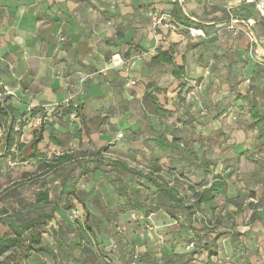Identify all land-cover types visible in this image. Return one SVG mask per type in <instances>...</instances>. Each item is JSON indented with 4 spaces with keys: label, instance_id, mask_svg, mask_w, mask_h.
Instances as JSON below:
<instances>
[{
    "label": "crops",
    "instance_id": "crops-1",
    "mask_svg": "<svg viewBox=\"0 0 264 264\" xmlns=\"http://www.w3.org/2000/svg\"><path fill=\"white\" fill-rule=\"evenodd\" d=\"M156 1L0 0V92L4 93L2 108L7 112V117L3 118L0 127V164L12 165L17 160L12 157L17 154L16 146L9 150L4 146V126L13 123V129L17 130V127L19 129L20 121L26 120L30 110L41 109L21 126L20 135H15L14 139L17 144H27L31 141L34 133L40 130L42 121L47 120L46 123L54 122L53 126L46 127L52 130L61 144L57 146L45 139L44 145L49 143L53 148L60 150L76 148L82 137L79 132L80 128L83 129L80 118L72 120L69 125L64 121L55 123L56 110L61 105L74 104L84 109L86 113L92 110L97 113L96 115L101 114V119L106 118L110 124L118 122L114 104L117 107L120 103L124 105L142 99L146 91L145 84L149 82V79L142 82L144 80L142 75L148 72L150 76V71L154 72L158 66L151 64V59L159 50H169L173 46L174 62L177 65H184V81L187 82L185 90L189 89L183 92L184 100L179 102L183 108L178 110L183 109L195 114L194 130L197 134L201 132L205 135V131L211 132L212 128L221 129L226 134L224 141L226 147L218 150L219 153L214 157L216 167L218 170L221 169L223 177L230 184L228 197L235 199L236 202V198L248 202L251 210L250 214L244 217L245 220H249L251 212L256 213L257 219L245 222L241 230H253L252 234L260 242L258 255H262L264 158L258 156L261 164L247 159V156L257 158L256 130L245 131L239 128L241 127L239 125L249 121L250 117L247 111L242 110H247V103L236 97L237 95L259 97L264 88V17H259L251 6L243 5L241 0H178L185 15L201 25L198 30L203 36L198 37L196 43H192L193 40L184 41L183 46H179L183 51L179 52L180 58L177 59L179 47L174 45L175 40L172 39L174 33L162 36L167 33L165 26L158 28V25L151 23L148 18V10H152ZM173 1L175 0H160L158 7L167 9L169 13ZM228 8L235 16L255 19V24L248 27V33L229 37L226 43L221 44L219 41L224 37H220L221 32L215 35L217 31L215 24L221 21L217 15L224 12L226 18L228 17L230 13ZM250 31L255 41L252 40ZM208 41H215L221 46H212L207 43ZM189 43L194 45L189 46ZM255 52L260 53V56L254 54ZM116 56L121 60L123 58L124 64H112L111 61ZM162 66L170 68L168 76L165 77L167 80L165 88L169 89L171 94L169 105L165 107L175 110L180 80L171 75V65ZM217 66L224 70L221 76L215 78L213 69ZM164 71L167 72L165 68ZM194 78L206 83L203 90L213 84L220 89L217 92L216 88L212 95L210 100L212 107H206V103L210 105L206 91L196 89V95L191 96L193 87H189V83L195 82ZM246 78L249 82L245 81ZM161 79L162 77H159L158 80ZM233 83L240 84L238 85L240 91H236L237 95H234L230 87ZM189 98L193 101L189 102ZM229 104H232V110H238L239 114L246 115H239L232 123L227 111H224ZM207 108L214 113V117L227 118L224 122L206 125L208 126L206 128L204 120L208 113ZM123 109L122 114H126ZM263 109L264 107L262 111ZM42 113L46 116L43 117ZM106 127V123H102L97 132L89 134L92 145L96 147L111 145L113 140H108V135L104 134ZM148 143L151 144L150 141ZM146 160H149L148 162L156 160L158 164L165 166L169 164L168 159L158 160L157 155L156 157L150 155ZM191 182L198 183L193 178ZM49 197L52 199L51 195ZM57 197H60V193H57ZM222 207L224 212L221 216H226V220L230 219L232 224L234 222L235 226H240L243 216L242 212H236L237 206L226 204ZM105 220L108 221V218ZM227 226L224 224L222 227ZM236 228L239 227H234ZM230 250L232 248L229 246L228 252ZM258 255L248 251L249 261L258 260V264H263Z\"/></svg>",
    "mask_w": 264,
    "mask_h": 264
},
{
    "label": "rangeland",
    "instance_id": "rangeland-1",
    "mask_svg": "<svg viewBox=\"0 0 264 264\" xmlns=\"http://www.w3.org/2000/svg\"><path fill=\"white\" fill-rule=\"evenodd\" d=\"M155 3L156 5H153L154 7L151 8L152 10H148V18L152 23L151 14L156 13L158 16H163L164 21L157 24L158 28H160L165 22H168L169 13H167V9L158 7L160 0H157ZM209 8L210 7H207V9ZM230 13L234 14L231 9ZM230 13H228L227 18L224 12L223 14L217 15V18L221 21L215 24L217 28L215 35L219 32L222 33L220 37H224V39L219 41L221 44L226 43L229 37H238L241 33H248V28L244 25L238 26L235 32L228 29L227 24ZM174 27L175 28L170 27V25L165 26L164 29L167 30V33L165 32L162 36H166L168 33H174L172 39L175 40L174 45H178L177 47L180 45L183 46V42L187 40H193L192 43H196V39L203 36L198 29L181 28L177 25ZM155 29L156 32L159 33V30L157 28ZM181 37H183V39H181ZM186 37L188 39H186ZM215 39L218 40L216 36ZM192 43L188 45H194ZM207 43L212 46H221L215 41H208ZM177 51V59H179V52L183 51L182 47H179ZM122 54H125V52H122ZM122 60L125 61L123 58ZM160 67H163L162 64H158L154 72L150 71V76L148 72L142 75V80L144 78L142 82L149 79V81H154V83L160 86L167 87V80H165V77L168 76L170 68ZM164 68L167 72L164 71ZM216 70L219 72H215ZM223 70L224 69L220 68V66L213 69L215 78L221 76ZM159 77H162L160 81L158 80ZM200 80L199 78H194L193 81L195 82L189 83V87H193L192 97L196 95V89L202 91L203 86L206 85L205 82L202 83ZM238 85L240 84L233 83L230 86L235 93L234 95H237L236 91H240L238 90ZM216 88L217 85L213 84L209 88L203 90L206 91L209 101L216 92ZM182 91L185 92L183 88ZM170 94L169 89H166L165 93L159 94L158 99L160 105H169ZM188 101L191 102L193 100L189 98ZM175 102L177 103L175 106L177 110L178 108H183L178 100ZM115 106L116 104H114V110L118 122H114L113 124L107 122L106 118L101 119V114L96 115L97 113L92 110H88L86 113L82 108H79L80 110L78 111H73L72 114L67 117V120H65L66 118L61 120L56 116V120H54L55 123L59 124L64 121L69 125V123L73 122L72 120L76 119V117L72 116L75 112L80 115V122L84 129L81 133L82 137L80 142L74 149L64 148L60 150L53 148L49 143L44 145L46 143L45 139H47L46 135L45 139L39 143L38 146L46 153L48 160L56 161V157L63 154L72 155L71 157L73 160L61 165L57 170L54 171L45 166H40L36 161L22 163L19 160H15V163L12 165L7 163L0 164V209L3 208L6 210L4 219L11 221L29 220L36 217L41 211L49 212L54 206V203H57L55 206L57 213L56 217L48 222L42 238V243L52 248L55 251V256L42 252L33 253L25 261L19 259V264H107V262L112 264H165L166 257L176 258V264H178L185 259L184 256H180L181 253H191L193 251H197L198 254L192 257V264H200L202 259H206V252L197 248L198 239L190 231V226L181 225L182 219L169 216L168 205L162 204L161 207L157 209L154 202L155 197L153 196L154 188L145 180L141 179L140 183L137 178L134 177V180L130 182L129 179L132 177L131 175L126 176L123 173L118 174L117 170H112L107 164L100 165L102 172H96L92 177L88 175L80 176V169L91 168L95 161L108 163L110 159H119L129 166L136 167L143 171H146L148 167H150L149 160H146L150 155L154 157L157 155L158 160L161 159L166 161L165 159H168L166 156L162 154L154 155L155 149L152 144L148 143L150 138V132L148 130L149 121L154 125L158 124L162 126L164 131L168 132V134L175 133V135L179 136L181 135V131L176 130V126H167L175 124L177 117H181L182 121H186L185 119H187L183 115L178 114L167 116V118L162 121L153 119L149 114L150 102L144 98L133 100L129 104L125 103L122 105V103H120V105L117 104V107ZM206 107H212L211 101L210 105L206 103ZM208 108V113L205 115L204 120L206 121L205 126L213 123L217 124V122H224L227 116L228 118L230 117V121L233 123L239 118V115H246L245 113L239 114L238 110H232V104H229L224 110L227 111V116L218 119V117H214V113L208 110ZM121 109H123L126 114H122ZM242 110L247 111L246 109ZM178 111L183 112L184 110ZM146 112H148V114H146ZM59 113L60 112H57L56 114ZM229 113H231V115ZM102 123H106L107 127L104 128V134L108 135V140H113L110 144L114 145L117 151L111 154L110 152L106 153L105 151H101L99 156H96L98 155L97 151L100 147L92 145L89 134L97 132ZM176 125L180 127V123ZM193 125L195 129L194 122ZM128 127L135 131V137L125 138V129ZM207 127L208 126H206V128ZM44 129L46 133L50 131L49 127H45ZM213 131L216 130L212 128L211 132ZM219 131L221 132L223 130L218 129L214 132L213 139H211L214 141V144L208 141H203L201 144H193L192 147L197 149L200 157H215L219 153L218 150L226 147L224 143L226 134H221ZM119 132L124 133L123 138H117V133ZM192 132L191 139H197V133L195 131ZM211 132L205 131V136L209 135ZM199 134H201V132H199ZM176 167V174L179 176L181 168L179 165ZM182 173L188 175L189 180L193 178L199 181L190 167L186 166ZM192 173L194 177L191 176ZM161 175L171 182L172 179L169 180L170 175L166 171H163ZM108 179L114 182V187L108 185ZM210 179L211 177H208L202 185L209 184ZM170 184L172 185L174 183L171 182ZM72 187L75 192L73 195H67V192L70 191ZM116 187L122 192V196L117 197L115 195L117 194L115 190ZM44 189L49 191V195L52 197L50 200L54 203L48 205H33L36 192ZM62 191L65 192L64 195L61 194ZM57 193H60V197H57ZM74 196L77 197V199H74ZM128 199L131 201V206H133L134 203L135 207L133 206V209L125 206ZM236 199L237 202L239 201V205L243 207L241 214L243 216V221L240 220L241 227L239 225L235 226L234 222L232 224L230 219L226 220V216H221V213L224 212L222 206L226 205L223 198L217 200V214H210L207 208L199 211L198 216L200 219L203 218L207 225H214L210 227V229L225 233L222 235L217 245L219 253L211 259L213 264H258V260L249 261L248 251L255 252L258 255V253H260V242L258 239H255V235L252 234L254 233L252 232L253 230H241L242 225L251 221L250 216L247 221L244 218L250 214V206L248 202H244L240 198ZM80 201L85 203L89 210L88 217L90 218L89 221L93 228V233L86 231L87 236L85 239H83L78 230V224L82 223L81 221L84 216V210ZM259 203L260 202H258V204ZM262 203H264V201ZM257 217L261 219L260 216L257 215ZM105 218H108V221H106ZM255 219L257 218L255 217ZM224 224L228 226L222 227ZM207 225L206 227H208ZM195 226L197 229L202 227L200 223H197ZM234 227L239 228L234 229ZM0 230L3 232L4 228L1 227ZM223 239L226 240L222 241ZM203 240L204 239L201 241ZM190 241H194L195 243L192 248H188ZM223 242H226V244ZM79 244L80 247L90 249L91 251L87 261H85V250H83V248H78ZM229 246L232 248L230 252H228ZM261 249L263 250L262 255L259 254L258 256L264 264V249ZM201 253L203 254L200 257L199 254ZM218 255L220 258H218ZM72 258H75V260H72ZM9 259L10 258L7 256H2L0 258V264L11 262Z\"/></svg>",
    "mask_w": 264,
    "mask_h": 264
},
{
    "label": "trees",
    "instance_id": "trees-1",
    "mask_svg": "<svg viewBox=\"0 0 264 264\" xmlns=\"http://www.w3.org/2000/svg\"><path fill=\"white\" fill-rule=\"evenodd\" d=\"M173 7L169 11V18L173 25L182 26L185 28H201V25L189 17L185 15L182 10V6L178 0L173 1ZM151 64H166L171 65V75L180 80L178 84L179 91L177 92V100L181 102L184 100L183 91L189 90L188 88L185 90L187 86V82L184 81L185 69L184 65H177L174 62V49L173 46L170 47L169 50H159L157 55L151 59ZM182 80V81H181ZM210 84V82H209ZM209 86V85H208ZM146 91L144 93L143 98L149 100L150 102V110L149 114L153 119L165 120L167 116L178 114L183 115L186 121H182L181 117H177L175 124L168 125L167 127L176 126L175 129L181 131V135L177 136L175 133L168 134V132L164 131L162 126L158 124L154 125L151 121H149L148 130H149V141L151 142L154 149L157 150V154H162L168 158L169 164L162 165L158 164L156 160L150 162V167L146 171L141 169H137L136 167L129 166L119 159H110L108 163H104L103 161H95L91 168H81L80 176L88 175L94 176L96 172H102L100 169V165L107 164L111 167L112 170H117L118 174L123 173L126 176L131 175L129 181H133L134 177L137 178L138 182L141 183V179L145 180L150 186L154 188L153 196L155 197L154 202L159 209L162 204L168 205V215L174 218L182 219L181 225H189L190 231L197 237L198 243L197 248H200L203 252H206V259H202L200 264H213L211 260L213 256H217L218 254V242L221 239L222 235L225 233L214 231L210 229V227L214 226L213 224L207 225L205 220L199 218V211H202L204 208H207L210 214L216 213V203L217 200L223 198L226 204H233L237 206L236 212H242L241 205H239L235 199L228 197L229 195V187L227 179H225L222 175L221 169L218 170L216 168V161L214 157H200L197 149L192 147L193 144H201L203 141H208L211 144H214L213 134L216 131L211 132L209 135L205 136L202 134H197V139H191L192 131L194 130V125L196 122L195 114H191L189 111L179 112L177 109L170 110L165 106L160 105V101L158 99L159 94L165 93L166 88L163 86L154 83V81H149L145 84ZM220 89L217 88V92ZM237 99H242L247 103V113L249 114L250 120L245 121L242 125H239L245 131L256 130V148L255 155L257 158L253 159L252 157H248L247 159L253 160L255 163L261 164L258 156H262L264 158V88L261 90L259 97L247 96V95H237ZM80 107L74 104H69L68 106H59L57 112V116L62 120H67V117L72 114L73 111H78ZM41 109H33L30 110L28 115L26 116V120L20 121V126L18 130L13 129V123H10L7 127H5L3 136H4V146L7 150H9L14 145L16 146L17 155L12 156L17 160L24 161H36L40 166H45L50 170H57L61 165L70 162L73 160L72 155H61L56 157V161L48 160L46 157V153L39 148V143H41L46 138L48 142H51L57 146L61 143L58 139L53 135L52 130L46 133L45 127L46 125L53 126L54 122L46 123V121H42L40 130L34 133L33 138L27 144L23 143H15V135H20L21 126L25 124L27 120H30L32 117L37 115ZM56 112V113H57ZM43 117H45V113H42ZM75 117L78 119L80 115L77 113ZM148 114V112H146ZM4 117H7V112L2 105L0 106V127L2 126V120ZM83 118V116H82ZM180 123V127H177L176 124ZM199 123H201L199 121ZM6 125V123H3ZM83 127V125H82ZM84 129H79V132L82 133ZM125 138L135 137L134 130L128 127L125 129ZM175 130V131H176ZM221 134H225L223 131H219ZM124 136V133H123ZM80 139V138H79ZM80 142V140H79ZM79 144V143H78ZM101 151H105L106 153L109 151L114 153L117 151L114 145H103L97 151L96 156H99ZM9 152V151H8ZM11 154V153H9ZM241 154V153H240ZM158 158V157H157ZM177 165L183 169L185 167H190L191 171L194 172V175L198 177V183H193L189 180V176L182 173L180 170L179 176L176 174ZM168 166V167H167ZM59 171V170H58ZM166 171L170 176L169 180L174 184H170L161 173ZM219 171V173H218ZM193 175V173H192ZM191 175V176H192ZM172 177V178H171ZM208 177H211L210 183L206 185H202ZM182 181V182H180ZM107 183L110 187H114L115 184L111 180H107ZM201 185V186H199ZM115 194L117 197L122 196V192L116 187ZM74 188L72 187L70 191L67 192V195H73ZM137 192V191H136ZM65 194L64 191L61 193ZM77 199V197H73ZM54 202L50 200L49 191L47 189L39 190L35 194L33 205H48L53 204ZM84 216L81 224H78V230L83 237L86 238V231L93 233V228L90 223L89 210L86 207L85 203L81 202ZM131 201L128 199L125 203V206L129 208H134L135 205L131 206ZM57 203H54V206L51 208L49 212L41 211L36 217H33L29 220H6L4 216L6 214V210L0 209V228H4V231L0 230V258L2 256L9 257L11 262H7L6 264H19V259L25 261L29 256L33 253H47L51 256H55V251L44 245L42 243V238L45 233V227L48 225V222L55 219L56 210L55 206ZM136 209V208H135ZM147 214V213H145ZM256 217V213L252 212L250 215V220L253 221ZM197 223H200L202 227L197 229L195 226ZM206 225L208 227H206ZM61 228V227H60ZM61 232V229H60ZM212 236H211V235ZM25 235V236H24ZM204 239L203 241H201ZM83 241V240H82ZM194 242V241H190ZM195 244V243H194ZM78 246V245H77ZM83 248L85 255V261H87L88 256H90V249ZM89 248V247H87ZM197 251H193L191 253H181L180 256H184L185 259L178 264H192V257L197 255ZM203 253L199 254L200 257ZM75 260V258H72ZM165 264H176V258L174 257H166Z\"/></svg>",
    "mask_w": 264,
    "mask_h": 264
},
{
    "label": "built area",
    "instance_id": "built-area-1",
    "mask_svg": "<svg viewBox=\"0 0 264 264\" xmlns=\"http://www.w3.org/2000/svg\"><path fill=\"white\" fill-rule=\"evenodd\" d=\"M243 5L246 6H251L255 12L257 13V15L259 17H264V0H241L240 1ZM228 10H230L228 8ZM152 15V20L154 24H160L162 21H164L163 16H158L156 13L151 14ZM255 24V19L250 18V19H243L240 18L238 16H235L234 14L229 15V20H228V24L227 27L228 29L232 30V31H237L238 26L240 25H244L247 28L248 27H252ZM165 26H174L173 23L171 22L170 19H168V22L164 23ZM251 34L252 40L255 41V37L253 36V33L250 31L249 32ZM254 54H256L257 56H260V53L255 52ZM114 59V60H113ZM111 63L112 64H120V63H124L119 56L113 57ZM246 82H249V79L245 80ZM4 96V93L0 92V106L2 105V97ZM73 117H75V114L72 115ZM18 130V127L16 128ZM123 132H119L117 133V138H123ZM219 173V171H218ZM194 246V242H190L188 245V248H192ZM107 264H112L107 262Z\"/></svg>",
    "mask_w": 264,
    "mask_h": 264
},
{
    "label": "water",
    "instance_id": "water-1",
    "mask_svg": "<svg viewBox=\"0 0 264 264\" xmlns=\"http://www.w3.org/2000/svg\"><path fill=\"white\" fill-rule=\"evenodd\" d=\"M180 3V2H179Z\"/></svg>",
    "mask_w": 264,
    "mask_h": 264
}]
</instances>
